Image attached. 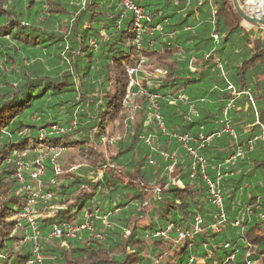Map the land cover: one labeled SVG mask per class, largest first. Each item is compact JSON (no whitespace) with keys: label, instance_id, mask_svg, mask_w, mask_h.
Masks as SVG:
<instances>
[{"label":"trees","instance_id":"trees-1","mask_svg":"<svg viewBox=\"0 0 264 264\" xmlns=\"http://www.w3.org/2000/svg\"><path fill=\"white\" fill-rule=\"evenodd\" d=\"M134 2L146 15L139 48L121 0H0V264L32 260L26 224L14 219L26 203L15 163L34 168V151L47 147L63 151L43 163L41 192L52 196L36 204L41 264H264V194L254 181L263 176L264 138L227 164L238 145L261 135L255 122L243 128L254 115H244L249 107L231 112L235 142L222 133L201 147L198 138L222 131L228 84L251 92L246 70L264 75V37L250 39L231 0ZM141 61L131 85L128 71ZM262 84L255 101L264 100ZM146 93L157 96L164 131ZM134 102L141 106L131 117ZM257 113L264 128V108ZM54 125L64 132L51 136ZM184 136L211 180L223 172L224 221L199 166L191 178L193 159L177 140ZM89 214L90 230L47 239L52 226H78ZM168 224L191 237L155 238Z\"/></svg>","mask_w":264,"mask_h":264},{"label":"built area","instance_id":"built-area-1","mask_svg":"<svg viewBox=\"0 0 264 264\" xmlns=\"http://www.w3.org/2000/svg\"><path fill=\"white\" fill-rule=\"evenodd\" d=\"M122 3V9H123V15H130L132 18V31L135 34V45L139 48L141 46L140 40H141V35L143 34L144 31V26L143 22L146 19L145 15V10L136 5L134 0H121ZM244 12L249 15L250 17H255L264 20V0H246L243 5ZM212 39L214 42L217 41V35H212ZM90 46L93 51L97 50V45L95 42H91ZM143 61H141L135 70H129L128 71V76H129V81L131 85H138L137 81L134 79V76L136 72L141 70ZM220 68V65H218ZM227 92L229 93V98L225 104V107L222 111V124H223V129L221 132L216 133V134H211L208 136H204L200 134L198 136L200 140L201 147L203 145L208 144L212 138H219L222 133L228 134L232 139L236 140V134L234 133L232 127H231V120L229 118V113L230 112H241L243 110H246L249 105L253 104L254 106V101L253 97L251 95V92L249 91H238L232 84H228L227 86ZM145 97L147 101L150 104L151 108V114L152 118L155 121L157 127L160 130L164 131V124L161 119V116L159 115L158 112V106L156 105L155 100L157 99L156 95H151L146 93ZM128 98V97H127ZM129 100V98H128ZM127 101L124 102L125 107H129L130 105L127 104ZM243 103H241V101ZM254 122L255 125H258L261 131L260 136L253 137L252 139L248 140L246 144V149L250 152L254 151L256 147V143L264 138V128L263 126L259 123L258 120V113L257 111L254 112ZM64 132V130L56 125L51 126L49 128V134L51 136H58L61 135ZM40 141L43 139V133L39 134ZM113 139V138H111ZM178 141H180L183 145V149L192 157L193 161L191 163V168H192V175L191 178L196 173V170L198 166L200 167V173L202 175V178L205 182L206 187L208 188V193H209V200L211 204L217 209L218 211V217L220 221H224L225 219V214L223 210V196L221 189L219 187L220 182L223 179V172L221 168H218L219 170L217 171L216 177L214 180H211L207 174L205 173V160L203 157L199 156L197 152L193 149H191L188 146L189 143V137L184 136L183 138H177ZM145 142L149 144V139H146ZM49 148V147H47ZM46 148V149H47ZM53 148V147H51ZM44 149H36L34 153L37 155V158L32 161V163L35 165L34 168H32L30 165L25 164L19 157L15 163V177L18 180V182L23 184L22 187V192L26 196V203L25 206L22 208L20 212H18L14 219L20 223L26 224L24 226V233L27 235L25 239H23V242L26 243V240H28L29 243L33 244V250H32V260L27 261L26 264H41L42 263V258L40 257L38 253L39 249V244H38V239H39V230L37 228V219H32L30 217V209L31 206L34 204H37V200L34 198L33 194L38 193L39 197L41 198V201L43 203H46L49 201L50 197L52 196L51 192H48L46 194L42 193L40 189L34 191V187L30 185H26V179H25V171H23V168H27V172L30 176L31 181L32 180H37L40 178L41 182V177L45 173V168L43 167L44 161L49 157L48 154L51 152H47L45 157L43 159L40 158V156L37 154L38 151H41ZM54 152L52 155V164H55L56 157L62 153L63 149L62 148H54ZM243 156V146L238 145L235 149V152L229 157L227 164H233L235 163L239 158H242ZM77 169V167H72L69 171L74 172ZM173 167H169V173H172ZM56 173H58V169H56ZM232 173H229V176H232ZM97 211L94 212L96 215ZM251 214V212H248ZM94 219L93 214H89L86 216V220L84 221L83 224L81 225H74V226H61V225H54L51 227L49 231V235L47 239L53 240V239H61V238H66V239H74L79 235L80 232L84 230H90L91 229V224ZM104 220L106 217L103 218ZM200 224H201V219L196 218L195 219V225H194V232L200 231ZM174 234L176 237H178L179 240L186 239L188 237H191V235L188 232L182 231L179 227H176L173 224H168L164 229L159 230L154 233L155 238H166L168 237L169 234ZM101 238V237H98ZM27 242V243H28ZM228 247V245L226 246ZM34 251V253H33ZM1 258V257H0ZM233 257L229 258L231 261ZM192 262V259H190L189 263ZM156 264V263H154Z\"/></svg>","mask_w":264,"mask_h":264},{"label":"rangeland","instance_id":"rangeland-1","mask_svg":"<svg viewBox=\"0 0 264 264\" xmlns=\"http://www.w3.org/2000/svg\"><path fill=\"white\" fill-rule=\"evenodd\" d=\"M242 26H243V28L247 31V32H249L250 33V35H249V37H250V39L251 40H253L254 39V37H264V29L263 28H261V27H259V26H257V25H252V24H249V23H247V22H245V21H243L242 22ZM142 68V67H141ZM260 71H261V69L260 70H257V69H254V68H249V69H247L246 70V73H245V76H246V82H247V86H248V88L250 89V91L253 93V92H255V87H256V85L257 84H262L261 82L262 81H264V75L262 74V76L261 75H259V73H260ZM264 91V84H262V92ZM130 100L131 99H129L128 100V102H127V104L128 105H130ZM147 99H146V97L144 98V100H143V102L144 101H146ZM253 101H254V106H253V104H251V105H249V110H248V112L247 113H244V115H252V114H254V112L255 111H260V110H262L263 108H264V100H260V99H256V101L253 99ZM140 106H141V104H137V102H134V107H131L130 109H128L127 110V112L129 113V115L131 116V117H133V115L135 114V112L140 108ZM233 113V112H232ZM232 113L230 112L229 113V118L232 116ZM250 117H252V116H250ZM232 118V117H231ZM252 125H254V121L252 120V119H250L249 121H248V123H246V124H244V126H243V128H244V130H245V132H248L249 130H250V128H251V126ZM234 123L232 122L231 123V127H232V129H234ZM235 133H236V131H235ZM237 135V134H236ZM224 136H227V134L226 133H224ZM229 136V135H228ZM239 140H240V138H238ZM234 140V139H233ZM236 140H234V142H235ZM54 148H59V147H53V148H51V147H49V148H45L44 150H41V151H38L37 152V154L40 156V158L41 159H43L46 155V153L47 152H51L50 154H48V156H50V155H52L53 154V152H54ZM256 148V147H255ZM255 150V149H254ZM258 150V148H256V151ZM245 151H247V149H246V147L245 146H243V153L245 152ZM247 155H248V153H246L245 155H244V157H242V158H239L238 159V162H242L246 157H247ZM21 157H23V155H21ZM55 163H56V161H55ZM74 167H76V166H74ZM57 169V168H56ZM23 171H25L26 173L28 172L27 171V168H23ZM29 173V172H28ZM27 173V174H28ZM262 174H263V176L262 177H258L257 179H254V181H255V184H257V185H260V186H262L263 187V190H260V193H261V195L262 194H264V170H262ZM176 173H175V171L174 172H172V173H170V178H171V180H175L176 179ZM178 185H180L179 183H177ZM30 186H32V187H34L35 189H34V191H36L37 192V190L38 189H40L41 190V187H42V184H41V182H40V178L39 179H37V180H32V184L30 183ZM253 186V185H252ZM33 196H34V198L37 200V202L38 201H41V198L39 197V194L38 193H34L33 194ZM47 208V211H48V209H49V211L51 212L52 211V209H51V207H46ZM37 209H38V206L35 204H33L32 206H31V213H30V217L34 220V219H37V218H40V217H43V213H40V212H38L37 211ZM52 213V212H51ZM50 213V214H51ZM50 214H48L47 216H50ZM24 230V229H23ZM168 237H166V238H163V239H167ZM28 242V240H26V243ZM5 251V250H4ZM33 253H34V251H33Z\"/></svg>","mask_w":264,"mask_h":264},{"label":"water","instance_id":"water-1","mask_svg":"<svg viewBox=\"0 0 264 264\" xmlns=\"http://www.w3.org/2000/svg\"><path fill=\"white\" fill-rule=\"evenodd\" d=\"M231 1H232L235 11L243 19V21L249 24H252V25H257L264 29V20L255 18V17H250L249 15H247L244 12L243 6H241L239 0H231Z\"/></svg>","mask_w":264,"mask_h":264},{"label":"crops","instance_id":"crops-1","mask_svg":"<svg viewBox=\"0 0 264 264\" xmlns=\"http://www.w3.org/2000/svg\"><path fill=\"white\" fill-rule=\"evenodd\" d=\"M198 17V14H195Z\"/></svg>","mask_w":264,"mask_h":264}]
</instances>
